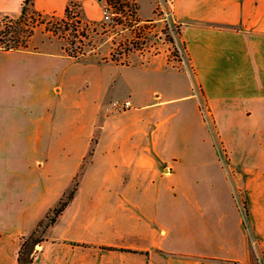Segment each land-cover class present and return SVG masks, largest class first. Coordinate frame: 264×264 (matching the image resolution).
Masks as SVG:
<instances>
[{"label":"rangeland","instance_id":"rangeland-1","mask_svg":"<svg viewBox=\"0 0 264 264\" xmlns=\"http://www.w3.org/2000/svg\"><path fill=\"white\" fill-rule=\"evenodd\" d=\"M104 1L79 58L70 57L64 49L67 39L75 40L76 48L78 38L72 31L64 35L49 31L53 22L45 24L49 17L35 26L28 48H0V130L9 131L0 133V170H14V227L42 218L78 182L77 201L58 230L66 228L73 213L71 232L84 235V225L92 223L95 238L119 243L114 229L102 226L108 210L124 199H143L148 209L152 206L154 214L163 218L167 215L163 203L171 198V190L181 198L183 182L204 171L200 170L204 160L211 162L212 149L201 141L202 128L195 119L191 81L177 60L181 56L171 29L178 32L179 28L170 27L161 17L159 0L155 9L154 1L137 0L141 17H150L154 10L148 19L139 17L134 0H113L109 5ZM105 9L112 20L104 19ZM73 10L80 12L78 6ZM163 50L168 63L160 53ZM111 53L118 59L114 63ZM32 86L47 93L33 102ZM126 99H131L133 109L143 106V119L122 107ZM200 106L207 117L203 101ZM39 125L44 126L43 136L27 139ZM122 125L139 145L150 147L153 156L122 157L123 142L132 141ZM74 137L78 139L65 142ZM125 148L132 149L130 144ZM217 149L224 160L218 143ZM207 167L209 172L219 170L213 163ZM159 170L175 173L160 176Z\"/></svg>","mask_w":264,"mask_h":264},{"label":"crops","instance_id":"crops-1","mask_svg":"<svg viewBox=\"0 0 264 264\" xmlns=\"http://www.w3.org/2000/svg\"><path fill=\"white\" fill-rule=\"evenodd\" d=\"M69 1L34 0L32 8L64 13ZM74 1L82 17L91 21L99 19L105 3L104 0ZM134 1L139 9L138 1ZM153 1L155 9L157 3L155 0L150 3ZM169 2L164 6L158 3L159 11L168 14L170 27L179 28L178 32L171 29V33L181 56L180 69L191 81L195 119L202 128L201 141L211 147V162L218 165L219 170L209 172L211 168L207 164L212 163L208 158L204 160L200 169L204 171L196 172L183 182L181 198L175 197L177 191L171 190V198L163 203L167 212L163 218L154 214L152 206L148 209V202L143 199H124L108 210L102 226L113 228L112 234L120 238L119 243L95 238L92 223L84 225L87 231L84 235L71 232L75 221L73 213L66 228L58 230L65 216L72 212L77 201L74 197L47 229L34 262L264 264V0ZM22 3L23 0H0V15L18 17ZM154 14L153 10L150 17H141L138 10L141 19ZM160 53L168 63L167 52ZM30 89L33 102L47 93L37 86ZM126 100L131 102L127 112L143 119L140 115L143 106L133 109L131 99ZM201 101L205 103L207 117L203 116ZM148 123L151 125V121ZM122 126L133 142H123L122 157L137 160L146 158V153L151 154L150 147L139 145L126 126ZM7 132L0 130V133ZM43 132L44 126L39 125L31 130L27 139H39ZM60 134L63 131L60 130ZM217 143L223 149L224 160ZM125 144H130L132 149L127 150ZM187 156L190 160V150ZM158 172L160 176L172 177L175 170ZM13 187L14 170H0V264H17L21 237L30 234L45 217L14 227ZM140 239L146 242L140 244ZM84 250H87L86 255ZM78 254H81L80 259Z\"/></svg>","mask_w":264,"mask_h":264},{"label":"trees","instance_id":"trees-1","mask_svg":"<svg viewBox=\"0 0 264 264\" xmlns=\"http://www.w3.org/2000/svg\"><path fill=\"white\" fill-rule=\"evenodd\" d=\"M33 1L34 0H23L21 13L18 17H12L7 14L0 15V25H2V28H0V48L3 50H20L28 48L35 26L38 23L44 22L46 17H49L48 21L46 20L47 23H45L48 24L50 21H53L48 28L49 31L54 34L59 33L62 35L67 31H72L73 35L78 38L76 48H74L75 40L67 39L68 45L64 48L66 53L72 58H79L83 55L84 51H82V45L84 44V39L88 38L87 32L93 21L84 19L81 12L73 10L74 6L79 7L77 2L70 0L64 9L63 15L57 16L55 13L43 14L41 11L34 10L32 8ZM112 1L113 0H106V3L109 5ZM119 9L121 10V7ZM169 40L173 42L171 36H169ZM110 59L112 61L118 60L113 53L110 54ZM168 59L170 58L168 57ZM101 60L106 61L107 58L102 57ZM177 60L180 61L181 58ZM77 187L78 182H74L71 188L64 192L56 204L47 211L45 217L37 223L34 230L30 234L21 237V244L16 256L17 264H33L38 246L45 240L47 229L53 225L57 217L75 197ZM244 206L247 213L246 204H244ZM107 248L115 249V247ZM121 249L134 251L126 248Z\"/></svg>","mask_w":264,"mask_h":264},{"label":"built area","instance_id":"built-area-1","mask_svg":"<svg viewBox=\"0 0 264 264\" xmlns=\"http://www.w3.org/2000/svg\"><path fill=\"white\" fill-rule=\"evenodd\" d=\"M166 3H170L169 0H159V4L161 6H164V4H166ZM159 13H160V15H161V17L163 19H166L167 18V15L168 14L164 13L163 11H159ZM103 17H104V19L106 21L107 20H112V18H110V14L108 13V10L107 9L104 10ZM121 105H122V107H130L131 106V102H130V100H125Z\"/></svg>","mask_w":264,"mask_h":264}]
</instances>
